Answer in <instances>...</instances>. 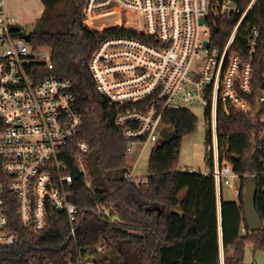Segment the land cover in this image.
<instances>
[{
    "label": "built area",
    "instance_id": "2783aa9c",
    "mask_svg": "<svg viewBox=\"0 0 264 264\" xmlns=\"http://www.w3.org/2000/svg\"><path fill=\"white\" fill-rule=\"evenodd\" d=\"M256 2L249 0L243 11L234 0H85L83 6V23L88 28L121 31L100 39L88 70L96 91L119 109L115 124L127 153L136 145L162 140L165 110L198 105L208 129V166L202 174L213 178L218 208L224 191L238 198L241 178L219 151L217 106L230 99L246 110V101L233 91L255 92L253 59L260 46L263 69L252 118L258 116L256 150L264 168V42L259 30L248 31L244 55L231 52ZM236 14L239 18L224 46L214 45V18L228 20ZM12 26L17 23L7 13L6 0H0V250L19 242L11 221L13 212L18 225L32 233L48 229L51 213L63 214L75 239L81 208L74 203V178L67 157L86 179V187L92 188L85 165L87 145L75 141L83 119L72 82L42 77L43 70L53 68L51 50L32 46L20 28L13 32ZM133 169L129 165L126 179L135 185L146 183L145 178L132 177ZM94 209L108 220L117 217L111 205L95 204ZM102 249L99 246L96 251ZM94 250L70 249L63 255L64 264H94L90 256ZM28 264L52 263L35 260Z\"/></svg>",
    "mask_w": 264,
    "mask_h": 264
},
{
    "label": "trees",
    "instance_id": "16d2710c",
    "mask_svg": "<svg viewBox=\"0 0 264 264\" xmlns=\"http://www.w3.org/2000/svg\"><path fill=\"white\" fill-rule=\"evenodd\" d=\"M40 1L44 7L39 18L43 29L29 34L30 43L51 50L53 68L43 70L42 77L54 76L72 82L83 119L75 141L87 145L85 165L92 188L86 187V179L67 157L74 178V203L81 208L75 239L63 214L51 213L48 229L32 233L18 225L13 212L11 221L19 233V242L0 250V264H28L35 260L64 264L63 255L77 248L81 252L95 249L94 264H221V252L223 264H250L244 260L247 245L252 246L253 252L264 251V168L256 150L258 116L252 118L257 109L254 97L263 69V47H259L253 59L255 92L246 95L239 88L233 91L235 97L246 101V110L239 109L230 99L225 105L219 102L217 106L219 151L224 152L241 178L237 201L225 200L222 193L218 214L212 176L178 168L181 140L196 130V118L189 110L163 112L162 126L175 130L176 136L170 142L159 140L153 145L146 183L135 185L126 179L127 146L115 124L119 109L108 105L96 91L88 70L100 39L121 31L117 28L96 31L85 26V0ZM234 1L243 11L249 0ZM65 18L66 31L59 27ZM238 18L239 14L228 20L214 18L213 28L217 29L212 35L214 45L224 46ZM253 29L259 30L264 42V0H257L248 12L231 52L246 53L247 34ZM75 151L73 147L72 152ZM250 173L256 175L255 209L262 221V228L257 231L249 230L244 215L243 192L248 179L244 176ZM95 204L111 205L118 221L98 214ZM99 246L104 249L96 251Z\"/></svg>",
    "mask_w": 264,
    "mask_h": 264
},
{
    "label": "rangeland",
    "instance_id": "374dc122",
    "mask_svg": "<svg viewBox=\"0 0 264 264\" xmlns=\"http://www.w3.org/2000/svg\"><path fill=\"white\" fill-rule=\"evenodd\" d=\"M13 4L16 10L19 5L18 11L23 17L22 20H17V25L20 27L21 34H30L35 29H43V22L38 16L40 7L38 0H13ZM66 19L67 18L63 19L59 26L64 31L68 30V21ZM39 51L40 49H36L35 52L38 53ZM187 110L196 118V130L193 134L185 136L181 140L178 168L183 171L196 169L202 173L208 166V152L206 150L208 129L206 127L204 110L198 105L188 106ZM152 147L153 144L151 143L145 146L136 145L128 153V164L134 166L131 173L133 178L142 179L147 176L148 158ZM224 198L225 200L231 201L237 199L230 191H224ZM90 256L94 257L93 254ZM220 260L221 264H223L222 252L220 253ZM244 260L246 263L250 264H264V251L253 252L252 246L249 244L245 248Z\"/></svg>",
    "mask_w": 264,
    "mask_h": 264
},
{
    "label": "water",
    "instance_id": "95a60500",
    "mask_svg": "<svg viewBox=\"0 0 264 264\" xmlns=\"http://www.w3.org/2000/svg\"><path fill=\"white\" fill-rule=\"evenodd\" d=\"M11 31L19 32V27L12 26ZM22 37L26 41L30 40L29 34L22 35ZM175 136H176L175 130H168L166 127H162L160 131V137L163 141L170 142ZM256 194H257L256 178L250 177L247 179L245 183L244 192H243V206H244L245 221L250 231H257L262 228V221L255 209ZM114 220L117 221L118 217H114ZM78 227L79 225H77V228Z\"/></svg>",
    "mask_w": 264,
    "mask_h": 264
},
{
    "label": "crops",
    "instance_id": "0c3cea01",
    "mask_svg": "<svg viewBox=\"0 0 264 264\" xmlns=\"http://www.w3.org/2000/svg\"><path fill=\"white\" fill-rule=\"evenodd\" d=\"M38 3H39V6H40L39 10H38V16L40 17L44 7H43V4L41 3L40 0H38ZM6 9H7V13L9 15H11L15 19L16 23H17V20H19V19L22 20L23 19L22 15L18 11L19 5H18L17 10H16L15 7H14V4H13V0H6ZM218 214H219V208H218ZM218 218H219V215H218ZM219 244L221 245V230H220V226H219Z\"/></svg>",
    "mask_w": 264,
    "mask_h": 264
}]
</instances>
